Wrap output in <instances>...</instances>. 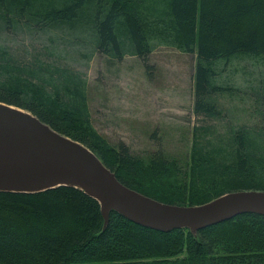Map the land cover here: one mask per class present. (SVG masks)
Returning <instances> with one entry per match:
<instances>
[{"label":"trees","instance_id":"obj_1","mask_svg":"<svg viewBox=\"0 0 264 264\" xmlns=\"http://www.w3.org/2000/svg\"><path fill=\"white\" fill-rule=\"evenodd\" d=\"M164 3L177 43L195 55L193 112L205 120L193 128L183 158L158 149L142 161L124 142L110 144L93 127L78 72L37 56L19 61L2 46L0 102L84 144L120 182L159 201L199 205L227 192L264 190V92H253V124L225 123L224 132L211 124L225 119L221 98L236 91L214 83L216 63L239 54L264 59V0ZM145 7V0H0V27L67 26L86 33L96 52L120 60L129 50L151 68L153 23ZM0 264H264V215L241 213L195 234L160 231L114 210L105 222L98 200L77 187L0 190Z\"/></svg>","mask_w":264,"mask_h":264},{"label":"rangeland","instance_id":"obj_2","mask_svg":"<svg viewBox=\"0 0 264 264\" xmlns=\"http://www.w3.org/2000/svg\"><path fill=\"white\" fill-rule=\"evenodd\" d=\"M145 1L153 23L147 29L152 45L148 58L151 68L129 50L120 60L96 52L86 33L67 26L0 27V46L8 48L19 61L37 56L45 63L78 72L85 80L93 127L110 144L124 142L142 161L158 149L165 155L183 158L193 128L205 121L193 112L195 55L184 52L177 43L164 0ZM215 69L214 83L236 91L221 98L229 112L225 119L211 124L216 123L224 132L225 123L256 122L253 92H264V59L239 54L225 63L218 61Z\"/></svg>","mask_w":264,"mask_h":264},{"label":"water","instance_id":"obj_3","mask_svg":"<svg viewBox=\"0 0 264 264\" xmlns=\"http://www.w3.org/2000/svg\"><path fill=\"white\" fill-rule=\"evenodd\" d=\"M73 186L98 200L106 222L114 210L156 230L199 229L234 216L264 215V190L224 193L199 205H178L142 194L116 177L84 144L65 136L31 112L0 102V190L38 192Z\"/></svg>","mask_w":264,"mask_h":264}]
</instances>
